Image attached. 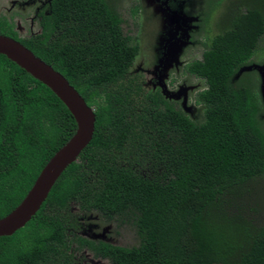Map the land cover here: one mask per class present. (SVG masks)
Listing matches in <instances>:
<instances>
[{
  "label": "trees",
  "instance_id": "16d2710c",
  "mask_svg": "<svg viewBox=\"0 0 264 264\" xmlns=\"http://www.w3.org/2000/svg\"><path fill=\"white\" fill-rule=\"evenodd\" d=\"M241 1L201 59L185 66L206 86L193 115L143 88L131 72L137 45L95 0L56 6L28 39L0 21V35L60 73L95 114L91 141L38 212L0 237V264H72L74 238L120 264H264V217L247 191L264 174V111L256 73L234 77L264 44V0ZM75 130L63 103L0 55V219ZM92 213L128 221L138 245L78 237Z\"/></svg>",
  "mask_w": 264,
  "mask_h": 264
},
{
  "label": "flooded vegetation",
  "instance_id": "af4514ba",
  "mask_svg": "<svg viewBox=\"0 0 264 264\" xmlns=\"http://www.w3.org/2000/svg\"><path fill=\"white\" fill-rule=\"evenodd\" d=\"M61 1H63V3H61ZM66 1L67 0H8L9 11L7 12V14L9 15V17L6 19L4 16L0 15V21H5L6 23L9 24L10 19H12V21H16L15 23L17 24V19L15 18L17 17L16 13H18L19 11L23 12L26 15L25 18L29 20V25L31 27H34L36 25V27H38L39 29V32L36 33V32H33V30H31L30 32L31 34L29 37L21 38V39H28L35 35L40 34L42 31L41 23L43 19L49 16H52L55 10V7L64 6L66 4L65 3ZM70 1L73 4H70L69 6H79V4L78 5L74 4L75 0H70ZM80 1H85L84 4H81L80 2H78L82 6H92L93 5L91 4L92 2L90 3V0H80ZM97 1L98 0H95V2ZM95 5L105 6V8L109 11V13L117 18L118 27H119L121 34L123 36H128L130 38V43L134 45H137V44H135L134 42L132 43L131 41L132 35H130L128 31L130 29L135 30L134 28H135L136 18L143 17L144 20L146 19V21L147 20L149 21L150 19L154 23L153 32H155V34L157 35L155 38L156 41L154 40V44H152L151 46V43H150L149 45V47L151 46L149 50L151 52L152 59H153L151 63V69L149 67L144 68L143 66L138 65L136 70H134L136 73H139L143 76V79H144L143 88L146 89L147 91L154 92L156 90L160 91L159 87H156L157 82H158L157 76H159V73L158 71H156L155 73L151 72V70L154 69L155 65L157 64V61L162 57V54L168 51V47H169L168 40L171 37L175 36L173 37V40H172L173 42L171 43L173 44L179 43V42L186 43V45L182 48L181 53L179 54L180 55L179 59L185 54V51L187 48L195 47V46H199L202 49V53H201V57H202L203 52L207 49L212 38L215 35L220 33V32H217L211 38L208 37L209 19L212 16L215 8L219 6L228 7V8L226 7L225 12L223 13V17H220L221 19L219 20V23H220L219 25L222 30V28L224 29L227 26H229L230 18L233 15V12H236L238 10L237 6H242V1L241 0H99L97 3H95ZM207 6H210V9H208ZM13 9L15 10V14L13 15L14 17L11 18L10 14ZM123 16L133 21L131 23L132 28H130V26L128 25V28L125 31L127 32V34H125L124 32V24H125L124 22H126V20L123 18ZM175 29L177 30L175 31ZM184 33H186L187 36H184ZM137 50L139 52L138 45H137ZM255 54L252 57L249 64H246L245 66L241 67L234 77L235 79H238L245 72H249V73L254 72L257 74V75L256 74L253 75L254 77L257 76V79L255 77L253 80L256 79L255 84L258 85L260 103L264 111V105H263L261 94H260L261 79L257 71L254 68L255 66H261L264 63V58L262 61L255 60ZM194 61H197V59L192 60V62ZM188 64H183L182 66L172 68L169 71L166 84H167L168 89L172 93L177 92L181 86L183 87L192 86V85H189L188 78L189 77L195 78V76H192L189 73H187L185 66ZM248 67L250 68V70L240 72L242 68H248ZM203 90L195 92L194 95H191L192 91H188L187 106H190L194 110L199 108V106H197L195 103L196 102L195 97L197 96L199 92H202ZM182 101L183 99L181 98L178 101H170V102H173L174 104H176L177 106L181 108V105L183 103ZM259 116L262 117L264 120V113L259 114ZM257 180H260L263 182V185L261 186L263 188L264 187V174L252 180L251 182H249V184L250 183L252 184L254 181H257ZM252 192L255 195V197L253 198H257L258 196L264 198V188L262 189V192H259V194L254 192L253 189H252ZM250 196H252V194ZM256 205L259 210V215L261 217H264V211L261 210V209H264V205H260L258 203ZM85 220H87V217L81 219V222H82L81 224L82 227H80L81 229L85 226L83 224ZM92 227H96V229H98V226H92ZM85 228H87L88 231L92 229L90 224L85 226ZM96 229L94 228L93 230H96ZM109 229L111 228L110 227L106 228V231L104 230L105 233L103 235L101 234L102 232L94 233L92 231L91 233L90 232L87 233L86 230L78 231L76 235L78 237H82L87 240L93 241L94 244H96V247L99 245L96 242L101 241L113 247L127 248V247L115 244V241H113V239H111L108 235ZM71 238L73 237L71 236ZM75 240L77 239L74 238V241H72L71 248L69 251V253L73 256L72 264H120L121 263V260L112 259V258L103 256V254H97L88 247L79 246V244L75 243ZM73 243H75V245Z\"/></svg>",
  "mask_w": 264,
  "mask_h": 264
},
{
  "label": "water",
  "instance_id": "95a60500",
  "mask_svg": "<svg viewBox=\"0 0 264 264\" xmlns=\"http://www.w3.org/2000/svg\"><path fill=\"white\" fill-rule=\"evenodd\" d=\"M184 36H187V34L184 33ZM173 37L168 40V51L162 54L151 72L158 71L159 73L156 87H159L164 99L178 101L182 98V111L191 114L192 108L187 106V93L193 91L196 86H181L177 92L172 93L166 84L169 71L183 65V62L179 59V54L186 45L185 42L171 43ZM0 55L5 56L33 79L46 86L63 103L76 124L73 136L47 162L21 203L7 216L0 219V237H8L22 229L34 217L61 174L68 166L78 160L79 155L92 139L95 114L93 108L85 103L83 98L60 73L37 58L20 42L0 35ZM254 68L261 79L260 94L264 105V63ZM247 70H250V68H242L240 72Z\"/></svg>",
  "mask_w": 264,
  "mask_h": 264
},
{
  "label": "rangeland",
  "instance_id": "374dc122",
  "mask_svg": "<svg viewBox=\"0 0 264 264\" xmlns=\"http://www.w3.org/2000/svg\"><path fill=\"white\" fill-rule=\"evenodd\" d=\"M207 7L208 9H210V6H207ZM226 7L227 6H219L215 8L212 16L210 17L209 25H208V31H209L208 37L209 38L214 36L217 32L221 31L219 20L221 19L220 17H223V13L225 12ZM8 11H9L8 0H0V15L4 16L7 19L9 17V15L7 14ZM14 14H15V10L13 9L10 14V17L13 18ZM16 14H17V17L15 18L17 19V24L15 23L16 21H12V19H10L11 24L9 23V25L13 28L12 30L16 33V35L19 38L29 37L31 34L30 33L31 30H33V32H36V33L39 32V29L38 27H36V25L34 27H31L29 25V20L25 18L26 15L23 12L19 11ZM123 18L126 20V22H124L125 23L124 32H125L126 29L128 28V25L130 26V28H132L131 23L133 21L131 19H127V17L125 16H123ZM135 21H136L135 28H134L135 30L130 29L128 32L130 33V35H132L131 37L132 43L134 42L135 44L138 45L139 52L134 59L131 72H135L134 70H136L138 65H141L144 68L149 67L151 69V63L153 59H152V55L149 49L152 46V44H154V40L157 35L155 34V32H153L154 23L150 19L149 21L148 20L146 21V19L144 20L143 17H140V18H136ZM125 34H127V32H125ZM263 41H264V38H263ZM150 43H151V46L149 47ZM259 49L260 50H258L255 54V60L262 61L264 58V44L263 43L259 44ZM201 53H202V49L199 46L189 47L186 49L185 54L180 58V60L181 62H183V64H188L192 62V60H195V59L199 60L201 57ZM188 79H189V85H192L194 87L196 86L193 89L191 95H194L195 92H198L206 88L205 83L202 79L196 78V77L195 78L189 77ZM195 110L197 111V114L198 113L200 114V111H198V108ZM193 111L194 109L192 108L191 115H193ZM262 185H263V182L260 180H257V181H254L252 184L251 183L248 184L247 186V191H249L250 194H252V196H249V197L252 199V201H254V203L256 204L258 203L260 205H264V198L259 197V196L258 197L256 196L257 198H253L255 197V195L253 194L252 189L254 190V192L259 194V192H262V189L264 188V187L263 188L261 187ZM72 210L74 212L78 211L76 208H73ZM261 210L264 211V209H261ZM83 224L85 226L90 224L92 228L88 231L87 228H85L84 226L83 230H86L87 233L88 232L91 233L92 231L94 233L102 232L101 233L102 235L105 233L104 230L106 231V228L110 227L111 229H109L108 235L111 239H113V241H115L116 245L124 246L127 248L136 247L138 245V238L136 236L135 229L128 221L122 224L106 223L102 218H100L99 215L92 213L91 215L87 216V220H85ZM92 226H98V229ZM94 228L96 230H93ZM73 244L75 245V243Z\"/></svg>",
  "mask_w": 264,
  "mask_h": 264
}]
</instances>
